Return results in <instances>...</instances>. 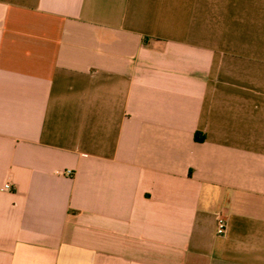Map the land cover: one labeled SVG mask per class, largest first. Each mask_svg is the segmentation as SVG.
<instances>
[{"label":"crops","instance_id":"crops-1","mask_svg":"<svg viewBox=\"0 0 264 264\" xmlns=\"http://www.w3.org/2000/svg\"><path fill=\"white\" fill-rule=\"evenodd\" d=\"M0 264H264V0H0Z\"/></svg>","mask_w":264,"mask_h":264},{"label":"built area","instance_id":"built-area-1","mask_svg":"<svg viewBox=\"0 0 264 264\" xmlns=\"http://www.w3.org/2000/svg\"><path fill=\"white\" fill-rule=\"evenodd\" d=\"M13 186L11 183H5L4 190L11 191ZM228 232V220L226 215L219 213L216 219V233L218 236H225Z\"/></svg>","mask_w":264,"mask_h":264}]
</instances>
